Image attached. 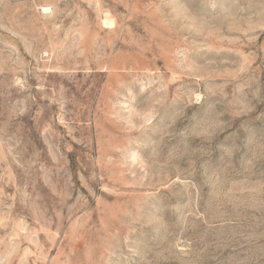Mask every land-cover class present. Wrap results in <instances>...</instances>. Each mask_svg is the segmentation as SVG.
<instances>
[{"label":"rangeland","instance_id":"374dc122","mask_svg":"<svg viewBox=\"0 0 264 264\" xmlns=\"http://www.w3.org/2000/svg\"><path fill=\"white\" fill-rule=\"evenodd\" d=\"M0 264H264V0H0Z\"/></svg>","mask_w":264,"mask_h":264}]
</instances>
